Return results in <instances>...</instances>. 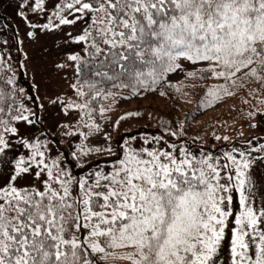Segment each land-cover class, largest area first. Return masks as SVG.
<instances>
[{"label":"snow or ice","instance_id":"6c2138e0","mask_svg":"<svg viewBox=\"0 0 264 264\" xmlns=\"http://www.w3.org/2000/svg\"><path fill=\"white\" fill-rule=\"evenodd\" d=\"M17 9L33 30L81 24L78 34L66 33L80 51L55 65L71 69L68 87L79 100L56 90L46 97L64 115L76 110L92 119L98 100L115 98L124 89L131 95L156 91L170 84L169 74L184 70L181 61L202 65L188 77L199 73L201 79L223 81L208 89V105L222 94L234 95L233 87L251 82L264 87V0H58L51 12L46 0H21ZM29 11L46 14V22L30 21ZM0 83V166L7 172V179L0 178V264H103L115 257V249H129L121 258L131 264H219L230 218L231 264H264V206L256 204L251 175L255 163L264 162V143L253 145L259 138L220 156L203 150L196 155L183 143L161 147L162 137L152 138L157 146L138 149L126 140L110 171L76 178L58 159H49L47 141L21 133L20 125L41 121V96L22 97L25 90L16 87L13 76ZM32 87L36 93L37 86ZM106 110L99 107L101 114ZM135 115L121 116L116 126ZM84 117L89 131L80 135L101 131ZM104 136L111 140L109 133ZM78 147L83 156L113 153L111 146ZM27 176L34 182L20 184ZM234 193L238 213L232 207Z\"/></svg>","mask_w":264,"mask_h":264},{"label":"rangeland","instance_id":"374dc122","mask_svg":"<svg viewBox=\"0 0 264 264\" xmlns=\"http://www.w3.org/2000/svg\"><path fill=\"white\" fill-rule=\"evenodd\" d=\"M20 2L21 0H0V53L4 54V61L0 64V82L5 77L13 76L17 88L25 90L20 94L22 97L36 94L41 96L40 102L45 104L44 111L40 112L41 121L33 127L20 125L21 133L47 141L50 149L47 153L49 159H58L60 166L69 169L74 177L87 176L100 169L110 171V166L120 156L121 145L126 140L138 149L157 146L152 138L162 137L159 145L161 147L166 146V143H175L178 146L183 143L196 155L203 150L213 156H220L222 150L228 151L233 146L246 148L244 142L253 137L259 138V141L253 140V145L264 143V113L257 111L264 110V104L260 103V100L264 99V87L256 82L246 83L243 87H233L230 91L234 92V95L222 94L219 100L208 105L204 103L208 89L223 81L215 78L201 79L199 73L196 77H188V71L202 65L193 66L186 61H181L184 70L169 74L170 84H161L156 91L131 95L124 89L115 98L101 99L99 107L102 105L107 110L101 114L98 107L92 119L84 117L83 112L76 110L64 115L58 106L48 105L46 97L56 94L53 91L56 90L66 93V99L79 100L68 87L73 77L71 69L58 70L55 65L64 62L68 53L80 51L81 46L72 43L66 33L78 34L81 24L62 26L55 31L30 29L17 15V4ZM57 2L58 0H46L48 12L54 9ZM27 14L32 22L42 24L47 20L46 14H34L30 11ZM28 31H35L36 35L28 37ZM4 41H7V44H4ZM63 77H67V80ZM33 84L37 86L36 93L33 92ZM0 87L4 85L0 83ZM10 88L11 86L6 87ZM161 92L166 95H161ZM24 102L28 107L39 111L34 103L27 100ZM130 112L139 115L128 116L116 126L115 122ZM251 112H256V115L250 116ZM81 117L88 123L94 120L101 126V131L87 136L80 135L81 132L89 131L81 122ZM253 124L256 127H251ZM66 132L72 134L66 135ZM170 132H176L178 139L169 135ZM104 133L111 135L110 141L105 139ZM216 136H228L230 139L216 140ZM133 137L134 139H131ZM145 138L149 140L148 144H144ZM80 145L84 146L85 151L88 148L106 149L111 146L115 155L107 151H93L83 156L78 147ZM17 151L25 155L28 152L23 148H17ZM73 153L76 155L73 156ZM251 175L255 183L253 191L256 204L258 207L264 206V162L257 161ZM0 178L7 179L3 166H0ZM33 182V177L27 176L19 183ZM233 196V211L238 213L239 195L234 193ZM232 227L234 222L233 218H230L218 253L219 264H231ZM113 251L115 257L104 261L103 264H131V261L121 258L124 252L130 251L129 249Z\"/></svg>","mask_w":264,"mask_h":264},{"label":"trees","instance_id":"16d2710c","mask_svg":"<svg viewBox=\"0 0 264 264\" xmlns=\"http://www.w3.org/2000/svg\"><path fill=\"white\" fill-rule=\"evenodd\" d=\"M15 85H16V87H18L16 83H15ZM7 90H9V89H6V91H7ZM99 103H100V100H98V101H97L96 103H94V105H93V106L96 108V110H98ZM95 112H96V111H95ZM93 115H95V114L93 113Z\"/></svg>","mask_w":264,"mask_h":264}]
</instances>
